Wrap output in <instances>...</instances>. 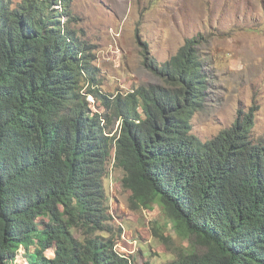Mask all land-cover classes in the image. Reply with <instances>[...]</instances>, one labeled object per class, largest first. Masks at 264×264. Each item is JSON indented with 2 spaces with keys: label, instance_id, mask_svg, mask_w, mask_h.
Wrapping results in <instances>:
<instances>
[{
  "label": "trees",
  "instance_id": "trees-1",
  "mask_svg": "<svg viewBox=\"0 0 264 264\" xmlns=\"http://www.w3.org/2000/svg\"><path fill=\"white\" fill-rule=\"evenodd\" d=\"M63 17L70 0H0V264L21 250L27 264H132L115 249L111 160L129 207L159 206L191 241L165 264H264V139L243 112L207 142L193 133L207 89L197 41L148 64L159 84L110 100Z\"/></svg>",
  "mask_w": 264,
  "mask_h": 264
},
{
  "label": "rangeland",
  "instance_id": "rangeland-1",
  "mask_svg": "<svg viewBox=\"0 0 264 264\" xmlns=\"http://www.w3.org/2000/svg\"><path fill=\"white\" fill-rule=\"evenodd\" d=\"M70 13L71 19L61 22L87 45L95 87L110 100L159 84L148 64L159 66L186 41L196 40L207 89L193 133L207 142L243 112L252 115V138L264 139V0H70ZM87 99L91 112H105L99 101ZM109 129L118 135L119 121ZM113 164L104 190L113 222L122 230L115 249L132 264L171 261L191 241L176 235L159 206L132 210L130 192L121 186L123 171ZM154 230L170 238L169 250ZM45 256L52 258L53 250ZM17 264H27L23 250Z\"/></svg>",
  "mask_w": 264,
  "mask_h": 264
}]
</instances>
